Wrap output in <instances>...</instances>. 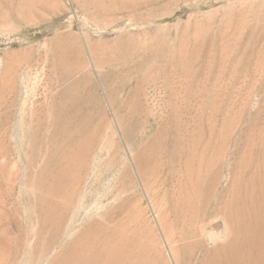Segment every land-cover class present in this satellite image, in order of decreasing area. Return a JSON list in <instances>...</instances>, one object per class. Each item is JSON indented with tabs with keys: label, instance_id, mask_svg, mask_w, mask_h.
Masks as SVG:
<instances>
[{
	"label": "rangeland",
	"instance_id": "1",
	"mask_svg": "<svg viewBox=\"0 0 264 264\" xmlns=\"http://www.w3.org/2000/svg\"><path fill=\"white\" fill-rule=\"evenodd\" d=\"M11 110L0 264H205L264 179V0H0Z\"/></svg>",
	"mask_w": 264,
	"mask_h": 264
},
{
	"label": "bare ground",
	"instance_id": "2",
	"mask_svg": "<svg viewBox=\"0 0 264 264\" xmlns=\"http://www.w3.org/2000/svg\"><path fill=\"white\" fill-rule=\"evenodd\" d=\"M66 91L69 92V90ZM66 91H63L62 94L65 95ZM17 101L18 94L8 105L9 108H14L17 105ZM52 104L53 123L56 129L59 130L61 127L69 126L72 122V119L69 118L72 113L70 111L72 110L62 102V95L61 98L53 100ZM34 116L32 115L30 117L32 118ZM30 117L25 118L21 126L27 132L26 136L31 140H35L38 128L47 124V114H41L39 118L35 117L36 127L33 125L29 126ZM15 119L16 113H13L12 110L9 113L3 114L0 121V128L5 129ZM86 165H88V162L83 161L82 166L85 167ZM220 214H223L225 223L224 232L222 236L217 231L219 235H211V240H216L215 253L205 259L204 263L264 264V179L259 182V185L257 184L254 187L252 198L245 199L242 204L236 203L231 208L228 207L223 212H220ZM88 230L92 231V227L87 228L83 232V235H81L82 237L78 238L77 241L82 240L83 237L85 238ZM171 238L174 242L178 240L186 243L187 241L185 234L179 236L172 235ZM190 248L191 246L188 244L176 248L180 264H187L183 255ZM66 252H69V249ZM144 258V256H139L133 259L131 264H138ZM122 259L125 261V258Z\"/></svg>",
	"mask_w": 264,
	"mask_h": 264
}]
</instances>
